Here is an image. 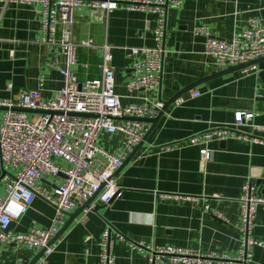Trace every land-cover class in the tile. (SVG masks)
Instances as JSON below:
<instances>
[{"label":"crops","instance_id":"0c3cea01","mask_svg":"<svg viewBox=\"0 0 264 264\" xmlns=\"http://www.w3.org/2000/svg\"><path fill=\"white\" fill-rule=\"evenodd\" d=\"M250 18L264 26V0H182L180 7L169 8L160 87L129 94L125 88L132 75L129 49L153 45L154 15L123 9L108 14L79 9L74 13L76 53L71 71L79 82L99 79L103 46L107 45L121 104H140L144 98L164 104L190 84L225 70L216 68L205 54V38L194 35V27L204 25L214 38L229 41ZM39 37L36 6H0V98L38 89L41 76L43 99L60 89L61 76L48 67L54 51L41 45ZM8 84L12 85L10 91ZM194 92L199 96L193 98ZM179 98L183 103L166 108L154 130L113 176L120 196L106 206L97 205V212L75 214L57 239L54 252L41 256L35 264H97L98 243L106 227L111 228L115 264H146L120 237L136 244L237 253L235 224L241 187L250 181L257 194L264 196V82L241 69L206 81ZM237 112L253 114L251 122L238 130L260 142L212 141L206 146L211 156L205 160L200 153L204 147L187 141L209 128L232 124ZM96 141L109 152L123 147L120 134L99 132ZM63 179L61 175L42 179L39 187L43 195L53 194ZM44 196L36 197L26 213L11 223L12 232L50 225L55 210ZM204 200L221 213V219L202 210ZM78 209L80 206L70 216ZM252 235L264 244V210H257ZM37 254L0 244V264H29ZM252 264H264V248H254Z\"/></svg>","mask_w":264,"mask_h":264},{"label":"built area","instance_id":"2783aa9c","mask_svg":"<svg viewBox=\"0 0 264 264\" xmlns=\"http://www.w3.org/2000/svg\"><path fill=\"white\" fill-rule=\"evenodd\" d=\"M181 4L182 0H0L2 8L10 5L36 6L40 24L39 43L54 51L48 67L55 69L62 78L60 89L47 99L41 97L42 76L38 89L21 90L9 99L0 98V182L3 188L0 194V244L35 253L43 251L44 258L50 256L57 246V240L50 243L51 240L77 206L82 207L93 199L82 209V213L87 215L97 205L106 206L120 196L113 175L150 128L148 123L138 120L155 118L164 106L160 100L151 102L147 98L140 104H121L115 93L112 56L107 45L103 46L100 78L84 82L76 79L71 71L76 53L73 41L75 11L85 9L108 14L123 9L154 15L153 45L129 49L132 75L125 88L132 94L153 92L160 87L167 11ZM193 34L205 38L204 52L220 70L264 58V26L254 18L248 19L247 25L237 30L229 41L214 38L204 25L194 27ZM259 72L255 64L242 69L243 74L258 75ZM11 88L12 85L8 84L7 90ZM191 96L198 97L199 93L194 92ZM182 103V98L174 101L177 106ZM21 109L35 112L25 113L19 111ZM252 118L251 113L237 112L232 124L209 128L187 141L204 147L200 153L205 160L211 156L206 146L212 141L258 143L260 140L257 138L238 130L249 124ZM99 132L120 134L123 147L117 152L105 150L96 141ZM59 175L64 177L63 182L54 188L53 194L44 196L39 182ZM38 196H44L55 210L50 225L25 233L12 232L11 223L24 215ZM238 205L235 228L239 234V249L235 254L136 244L123 237L120 240L141 254L146 264H252L254 248H264V244L252 235L257 210H264V196L257 194L255 184L246 181L241 187ZM202 210L222 218L221 213L213 210L206 200ZM110 234V227L101 233L97 264H115Z\"/></svg>","mask_w":264,"mask_h":264},{"label":"water","instance_id":"95a60500","mask_svg":"<svg viewBox=\"0 0 264 264\" xmlns=\"http://www.w3.org/2000/svg\"><path fill=\"white\" fill-rule=\"evenodd\" d=\"M1 56H2V54L0 52V58H1ZM254 64L257 65L258 68L260 69V72H259L258 76L264 82V58H261V59L255 60V61H253L251 63H248V64H245V65L230 67V68H227V69L222 70L220 72H216V73H214V74H212V75H210L208 77H204V78L198 80L197 82H194V83L190 84L189 86H187L183 90H181L178 93H176L170 100H168L167 102L164 103V106H163L162 110L158 113V115L155 118H152V119H139L138 120V121L146 122V123H148L150 125L149 130L147 131L146 135L143 138V141L154 130V128L156 127L157 123L159 122V120L163 116L166 108L169 105H171L172 103H174V101L176 99H178L179 97H181L182 95H184L185 93H187L188 91H190L191 89L197 87L198 85H200L202 83H205L206 81H209V80H212V79H216L218 77H222V76H224V75H226L228 73H231V72L237 71V70H241V69H243V68H245L247 66L254 65ZM19 111H22V112H25V113H33V112H35V111H32V110H28V109H21ZM40 113H43V112H40ZM124 120H135V119H132V118H124ZM222 142H224V141H222ZM138 147H139V145L137 146V148ZM137 148L133 149V151L131 152V154L126 158V160L123 162L122 166L115 172V174L113 176H115L116 174H118L122 170V168L129 162V160L132 158V156L134 155L135 150ZM92 200L93 199L88 200L82 207H80V209H78L71 216H70V214L68 215L69 220L60 229V231L58 232V234L56 235V237L53 240H51L50 243H53L54 241H56L59 238L60 234H62L64 232V230L68 227V225L72 222V220H74L75 214H77L78 212H81L83 208L87 207L92 202ZM98 209H99V207H95L93 209V211L94 212H97ZM42 254H43V251L39 252L29 264H35L38 261V259L42 256Z\"/></svg>","mask_w":264,"mask_h":264}]
</instances>
